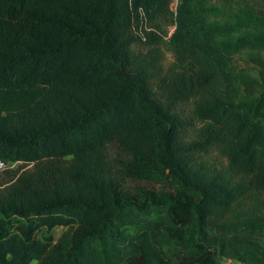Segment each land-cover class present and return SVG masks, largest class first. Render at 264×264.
<instances>
[{
	"label": "trees",
	"instance_id": "1",
	"mask_svg": "<svg viewBox=\"0 0 264 264\" xmlns=\"http://www.w3.org/2000/svg\"><path fill=\"white\" fill-rule=\"evenodd\" d=\"M169 3L0 0V264H264V9L177 0L163 70Z\"/></svg>",
	"mask_w": 264,
	"mask_h": 264
},
{
	"label": "rangeland",
	"instance_id": "2",
	"mask_svg": "<svg viewBox=\"0 0 264 264\" xmlns=\"http://www.w3.org/2000/svg\"><path fill=\"white\" fill-rule=\"evenodd\" d=\"M210 2L212 4H216L217 6L236 7L237 4L239 5L246 4V5L251 6L257 11H261L264 9V0H210ZM173 15L174 14L171 8L169 7V15H167L164 20H161L160 29L154 30L157 32L158 37L160 38L159 46L156 48V50H157V54L160 60L159 66L163 70H166L167 68H169L176 62L174 55L172 53V49L169 44V38L174 31V26L172 25L173 24L172 19L174 17ZM144 27L146 28L147 31L150 30L149 24H145L143 28ZM135 36L138 39L140 37L143 40L147 39V37H145L146 35H145L144 29H142L140 32L138 31L137 35ZM262 56L264 57V54ZM235 62L237 64L236 65L237 68L244 69L246 71L250 70V64H247L245 56L242 55L240 57H237ZM176 114L179 116V118L182 121H184L187 124L186 129L182 131L180 135V142L182 144L187 145V144H190L196 141L199 135V131L203 126V122L193 117L191 113L190 103L187 102V103L177 106ZM198 162H202V164L204 163V165L207 166L211 171L222 170L226 167V160L224 156L221 154V152L216 147H208L204 152L200 154V156L198 157ZM18 167L20 168L21 165L18 164L17 166H13L10 168L12 169V168H18ZM6 170L7 169L0 172V181L5 180ZM136 187L145 188V189H149L153 191H157V190L158 191L159 190L169 191L170 190L168 187H164V186H161L155 183H150V182H137V183L128 182L127 183V188L129 190H131L132 188H136ZM261 199L264 200L263 194L261 195ZM62 232H63V229H60V228L56 229L54 232L55 238L61 235ZM241 235L259 241L264 247V232L256 233V235H252V233L250 234L248 232H242Z\"/></svg>",
	"mask_w": 264,
	"mask_h": 264
},
{
	"label": "built area",
	"instance_id": "3",
	"mask_svg": "<svg viewBox=\"0 0 264 264\" xmlns=\"http://www.w3.org/2000/svg\"><path fill=\"white\" fill-rule=\"evenodd\" d=\"M176 5H177V0H172L169 3V7L171 8L174 15H175V11H176ZM18 164H19V162L11 164V163L4 162V161L0 160V172H2L3 170H5L7 168L17 166ZM222 264H241V263H239L235 260H232V259H225L224 258L222 260Z\"/></svg>",
	"mask_w": 264,
	"mask_h": 264
}]
</instances>
